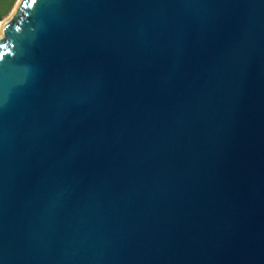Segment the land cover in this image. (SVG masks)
I'll return each mask as SVG.
<instances>
[{
  "label": "water",
  "instance_id": "95a60500",
  "mask_svg": "<svg viewBox=\"0 0 264 264\" xmlns=\"http://www.w3.org/2000/svg\"><path fill=\"white\" fill-rule=\"evenodd\" d=\"M0 264H264V0H19Z\"/></svg>",
  "mask_w": 264,
  "mask_h": 264
},
{
  "label": "rangeland",
  "instance_id": "374dc122",
  "mask_svg": "<svg viewBox=\"0 0 264 264\" xmlns=\"http://www.w3.org/2000/svg\"><path fill=\"white\" fill-rule=\"evenodd\" d=\"M19 0H0V25L14 10Z\"/></svg>",
  "mask_w": 264,
  "mask_h": 264
},
{
  "label": "bare ground",
  "instance_id": "6f19581e",
  "mask_svg": "<svg viewBox=\"0 0 264 264\" xmlns=\"http://www.w3.org/2000/svg\"><path fill=\"white\" fill-rule=\"evenodd\" d=\"M10 14H11V13H10ZM8 18H9V16H8V17H7L2 23H1V25H2V24H3ZM1 25H0V26H1Z\"/></svg>",
  "mask_w": 264,
  "mask_h": 264
}]
</instances>
